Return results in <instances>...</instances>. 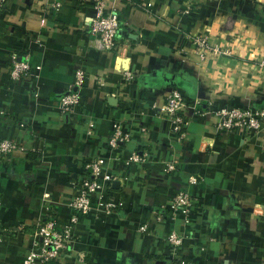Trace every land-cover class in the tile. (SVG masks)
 Here are the masks:
<instances>
[{
	"label": "crops",
	"instance_id": "0c3cea01",
	"mask_svg": "<svg viewBox=\"0 0 264 264\" xmlns=\"http://www.w3.org/2000/svg\"><path fill=\"white\" fill-rule=\"evenodd\" d=\"M94 3L0 0V139L30 148L0 159V264H24L46 214L69 224L86 160L99 154L115 178L107 189L115 205L79 215L75 252L48 264H171V230L182 235L185 262L262 264L264 130L221 132L202 109L264 103V0H118L119 50L96 46ZM188 35L206 36L220 52L200 57ZM12 53L28 58V84L10 78ZM78 70L81 102L67 115L60 95ZM174 86L186 103L179 142L162 115ZM115 121L130 139L110 151ZM133 152L146 153L145 162L129 161ZM179 191L194 199L188 223L165 208Z\"/></svg>",
	"mask_w": 264,
	"mask_h": 264
},
{
	"label": "built area",
	"instance_id": "2783aa9c",
	"mask_svg": "<svg viewBox=\"0 0 264 264\" xmlns=\"http://www.w3.org/2000/svg\"><path fill=\"white\" fill-rule=\"evenodd\" d=\"M118 0H95V14L91 19L89 27L90 34L94 37L96 46L103 50H119L116 37L119 30V13L113 5ZM1 12V6H0ZM188 42L203 57L208 50L220 52L217 45H211L204 35L187 36ZM227 53V52H225ZM264 67V62H260ZM85 73L78 70L75 73L74 82L68 86L60 95V110L62 113L71 115L81 102V90L84 85ZM126 78H131L129 71H124ZM9 76L15 82L27 83L31 81V72L28 58L24 54L12 53L9 60ZM186 103L181 91L174 86L167 94L162 106V115L170 122V131L175 134L176 140L186 139L185 125ZM202 113L210 115L215 127L221 132L229 134L256 135L264 130V103L248 107H221L213 108L212 103L203 104ZM2 114V113H1ZM91 125L88 133H91ZM130 133L125 131L119 121L112 123V130L107 138L109 150H114L120 144L128 142ZM39 142H34L32 149H40ZM30 148L26 147L21 138L0 139V159L8 161V156L13 152L25 153ZM146 153L133 152L129 161L144 163ZM107 157L103 154L88 158L85 163V173L76 185L75 194L72 196L70 208L72 215L69 224L59 225L56 219L49 213L42 217L37 224L36 236L38 237L33 246L23 258L24 264H48L58 260L65 253L75 252L73 243L75 241L74 225L78 216L86 215L94 206H102L105 210L114 207L112 198L107 194V189L115 178L107 171ZM128 162V161H127ZM167 170H174L172 161L166 164ZM190 183H196L195 177H190ZM108 195V196H106ZM0 198V206H1ZM195 207L194 199L185 191L177 192L165 206L170 211L172 218L182 217L185 223L190 220V215ZM140 231H145L146 226L141 225ZM2 233H0V239ZM171 264H196L185 262L179 256L182 244V235L175 230L166 234ZM264 264V260L262 261Z\"/></svg>",
	"mask_w": 264,
	"mask_h": 264
},
{
	"label": "trees",
	"instance_id": "16d2710c",
	"mask_svg": "<svg viewBox=\"0 0 264 264\" xmlns=\"http://www.w3.org/2000/svg\"><path fill=\"white\" fill-rule=\"evenodd\" d=\"M51 263V262H50Z\"/></svg>",
	"mask_w": 264,
	"mask_h": 264
}]
</instances>
